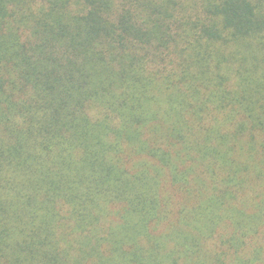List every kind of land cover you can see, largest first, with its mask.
Masks as SVG:
<instances>
[{"label": "trees", "instance_id": "1", "mask_svg": "<svg viewBox=\"0 0 264 264\" xmlns=\"http://www.w3.org/2000/svg\"><path fill=\"white\" fill-rule=\"evenodd\" d=\"M0 264H264V0H0Z\"/></svg>", "mask_w": 264, "mask_h": 264}]
</instances>
